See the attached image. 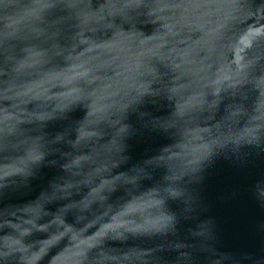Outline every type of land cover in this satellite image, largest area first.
I'll return each instance as SVG.
<instances>
[{
	"label": "water",
	"instance_id": "1",
	"mask_svg": "<svg viewBox=\"0 0 264 264\" xmlns=\"http://www.w3.org/2000/svg\"><path fill=\"white\" fill-rule=\"evenodd\" d=\"M0 264H264V0H0Z\"/></svg>",
	"mask_w": 264,
	"mask_h": 264
}]
</instances>
